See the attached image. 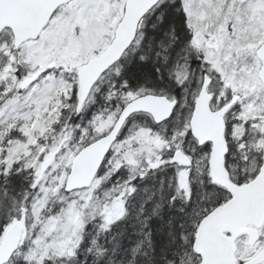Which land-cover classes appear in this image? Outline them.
<instances>
[{
	"label": "snow or ice",
	"instance_id": "obj_1",
	"mask_svg": "<svg viewBox=\"0 0 264 264\" xmlns=\"http://www.w3.org/2000/svg\"><path fill=\"white\" fill-rule=\"evenodd\" d=\"M0 264H264V0H0Z\"/></svg>",
	"mask_w": 264,
	"mask_h": 264
}]
</instances>
